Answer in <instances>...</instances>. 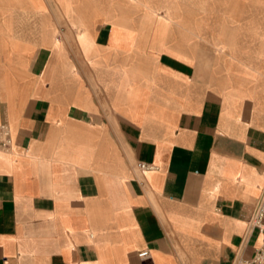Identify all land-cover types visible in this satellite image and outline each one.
Listing matches in <instances>:
<instances>
[{
	"label": "crops",
	"instance_id": "0c3cea01",
	"mask_svg": "<svg viewBox=\"0 0 264 264\" xmlns=\"http://www.w3.org/2000/svg\"><path fill=\"white\" fill-rule=\"evenodd\" d=\"M183 1L0 0V264L254 255L264 2Z\"/></svg>",
	"mask_w": 264,
	"mask_h": 264
},
{
	"label": "built area",
	"instance_id": "2783aa9c",
	"mask_svg": "<svg viewBox=\"0 0 264 264\" xmlns=\"http://www.w3.org/2000/svg\"><path fill=\"white\" fill-rule=\"evenodd\" d=\"M13 146V137L10 127L7 123L0 124V147L4 150H10ZM142 171L149 170L155 166L140 162L138 164ZM250 227L256 228L262 237L261 244L256 248L254 255L249 259L242 260V264H264V186L262 188L261 195L256 201L252 217L250 220ZM140 256H148L149 251L144 250Z\"/></svg>",
	"mask_w": 264,
	"mask_h": 264
},
{
	"label": "rangeland",
	"instance_id": "374dc122",
	"mask_svg": "<svg viewBox=\"0 0 264 264\" xmlns=\"http://www.w3.org/2000/svg\"><path fill=\"white\" fill-rule=\"evenodd\" d=\"M162 1H164V2H163L164 4H162V6H159V7H160V8H161V7H162V8H165L166 10H170V8L173 6L172 3H174V2H175V6L183 5V6L188 7V8H193L192 5H189L188 3H186V2L183 1V0H162ZM236 1H238V0H222L221 2H222V3H223V2L227 3V2H236ZM252 1L255 2V3H261V2H264V0H252ZM159 11H160V10L156 9V10H155V15L161 16V15H159Z\"/></svg>",
	"mask_w": 264,
	"mask_h": 264
}]
</instances>
